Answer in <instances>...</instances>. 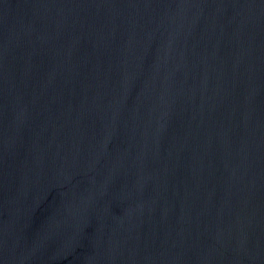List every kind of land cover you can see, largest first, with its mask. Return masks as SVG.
I'll return each mask as SVG.
<instances>
[{"label": "water", "instance_id": "water-1", "mask_svg": "<svg viewBox=\"0 0 264 264\" xmlns=\"http://www.w3.org/2000/svg\"><path fill=\"white\" fill-rule=\"evenodd\" d=\"M0 264H264V0H0Z\"/></svg>", "mask_w": 264, "mask_h": 264}]
</instances>
